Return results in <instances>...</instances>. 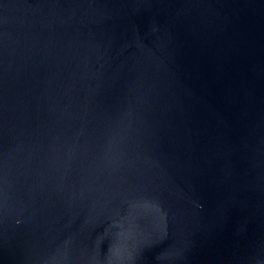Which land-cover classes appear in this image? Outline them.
<instances>
[{"label": "water", "instance_id": "95a60500", "mask_svg": "<svg viewBox=\"0 0 264 264\" xmlns=\"http://www.w3.org/2000/svg\"><path fill=\"white\" fill-rule=\"evenodd\" d=\"M0 264H264V0H0Z\"/></svg>", "mask_w": 264, "mask_h": 264}]
</instances>
